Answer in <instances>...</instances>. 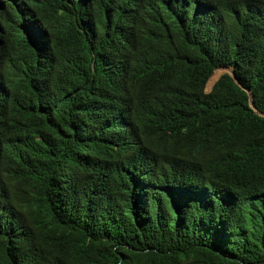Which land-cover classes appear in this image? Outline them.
<instances>
[{
	"label": "trees",
	"instance_id": "16d2710c",
	"mask_svg": "<svg viewBox=\"0 0 264 264\" xmlns=\"http://www.w3.org/2000/svg\"><path fill=\"white\" fill-rule=\"evenodd\" d=\"M255 1L0 0V264H264Z\"/></svg>",
	"mask_w": 264,
	"mask_h": 264
},
{
	"label": "clouds",
	"instance_id": "9594fccd",
	"mask_svg": "<svg viewBox=\"0 0 264 264\" xmlns=\"http://www.w3.org/2000/svg\"><path fill=\"white\" fill-rule=\"evenodd\" d=\"M41 1H46V0H41ZM245 16H246V22H245L246 23V32H247L248 37L254 36V35L264 34V0H256L254 2V4L246 10ZM246 44H247V41H246ZM222 68H224V67H219L215 71L220 70ZM227 68H231V71L230 72L227 71V72H229L234 78H236L235 73L233 71V67H227ZM222 74L223 73H221L217 77V79L213 82V85L219 79V77ZM207 85H208V82H207ZM251 100H252V97H250V105L252 107H254L253 100L252 101Z\"/></svg>",
	"mask_w": 264,
	"mask_h": 264
},
{
	"label": "rangeland",
	"instance_id": "374dc122",
	"mask_svg": "<svg viewBox=\"0 0 264 264\" xmlns=\"http://www.w3.org/2000/svg\"><path fill=\"white\" fill-rule=\"evenodd\" d=\"M220 72H219V75L221 74V73H224V72H227V71H231V68H227V67H224V68H222V69H220L219 70ZM218 75V76H219ZM212 85H213V83L210 85V86H206V91H209V90H211V88H212ZM11 176H13L14 177V174H13V171H12V174H11Z\"/></svg>",
	"mask_w": 264,
	"mask_h": 264
},
{
	"label": "bare ground",
	"instance_id": "6f19581e",
	"mask_svg": "<svg viewBox=\"0 0 264 264\" xmlns=\"http://www.w3.org/2000/svg\"><path fill=\"white\" fill-rule=\"evenodd\" d=\"M59 1V0H58ZM63 2V1H62ZM58 3V2H57ZM56 4V2L54 3V5ZM64 4V3H63ZM202 6V5H201ZM200 6V7H201ZM204 6V5H203ZM58 8V7H57ZM216 12H218V11H216ZM207 16V15H206ZM209 16V15H208ZM201 17V16H200ZM215 17V16H214ZM201 22V21H200ZM221 30V29H220ZM219 31V30H218ZM246 33V32H245Z\"/></svg>",
	"mask_w": 264,
	"mask_h": 264
},
{
	"label": "water",
	"instance_id": "95a60500",
	"mask_svg": "<svg viewBox=\"0 0 264 264\" xmlns=\"http://www.w3.org/2000/svg\"><path fill=\"white\" fill-rule=\"evenodd\" d=\"M252 101V100H251Z\"/></svg>",
	"mask_w": 264,
	"mask_h": 264
}]
</instances>
